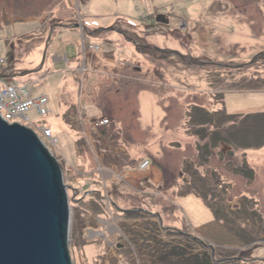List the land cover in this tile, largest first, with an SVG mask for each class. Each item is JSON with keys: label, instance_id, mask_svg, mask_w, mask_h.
<instances>
[{"label": "rangeland", "instance_id": "obj_1", "mask_svg": "<svg viewBox=\"0 0 264 264\" xmlns=\"http://www.w3.org/2000/svg\"><path fill=\"white\" fill-rule=\"evenodd\" d=\"M63 1L0 0V73L43 68L27 87L50 112L27 117L42 140L39 128H52L59 145L44 140L65 159L73 264H217L213 254L264 264V0H73L64 10L87 29L81 51L76 40L48 48L50 34L40 51L38 23L10 21L43 18ZM221 17L228 25L214 33L206 21ZM55 51L67 61L53 65ZM86 60L104 74L90 97L84 80L60 85L61 67ZM54 107L72 112L59 118ZM104 118L110 125L96 128ZM144 159L160 182L135 172ZM134 210L144 213L121 212Z\"/></svg>", "mask_w": 264, "mask_h": 264}, {"label": "water", "instance_id": "obj_2", "mask_svg": "<svg viewBox=\"0 0 264 264\" xmlns=\"http://www.w3.org/2000/svg\"><path fill=\"white\" fill-rule=\"evenodd\" d=\"M157 23L170 22L159 15ZM72 222L69 187L59 159L33 129L9 124L0 115V264H73ZM213 259L220 263L215 254Z\"/></svg>", "mask_w": 264, "mask_h": 264}, {"label": "crops", "instance_id": "obj_3", "mask_svg": "<svg viewBox=\"0 0 264 264\" xmlns=\"http://www.w3.org/2000/svg\"><path fill=\"white\" fill-rule=\"evenodd\" d=\"M66 5L68 7H74L76 5L79 6V2L70 0L69 4H67V2L64 0L62 6H59L60 7L59 10L56 9V10H54L53 13L44 15L43 18H38V19H36V18L25 19L24 18L23 19V18L15 17L13 19H10V21L12 23H18L19 21L29 22V23H38V31L37 32H38V35L40 36V39L43 41L42 43L38 44V50H40V51H42L44 49V47H45L44 41L48 37L49 34H50V38L51 39L48 41V48H50L51 45H53L54 46V50L58 51L59 46L60 45L62 46L61 42H63V44H64V42H66L67 45H69L71 43V41L74 40V42H75V40H76L75 45H78V47H79L78 49L81 51V49L84 47L83 45L85 44L83 36H84L85 31L87 29L85 27H83V26L74 27L75 25L71 24V23L74 22V20L69 15L68 10H64V8H66ZM57 11L59 13H56ZM56 14H59L58 18L56 16ZM48 17H49V19H48ZM217 17H219V15L215 16V18H217ZM222 17L218 20V23L214 22L213 20H210V21L207 20L206 21L210 25L212 24V26H214L213 27V29L215 31L214 33H218L217 32V26L220 27V25L222 24L223 27H221V28H224L225 26L228 25V20L225 19V17L224 18H222ZM54 21H59L60 23L59 24L50 25L51 22H54ZM76 23L77 22H75V24ZM48 28H49V31L47 30ZM46 31L48 32V34H46ZM208 33L212 34L210 32H208ZM74 38H76V39H74ZM135 49H136V47H135ZM47 50H49V49H47ZM59 52H60V50H59ZM56 54L58 56V53L55 51V53H53L51 55L52 58H53L54 55L56 56ZM62 55L63 54H60L59 57H55L53 59L51 58V60H54L53 65H56V64L60 65V64L63 63L64 60L67 61V57L63 58ZM86 62H87V60H86ZM92 62L94 63L95 61L91 60V63ZM114 64L115 63L113 62L112 65H114ZM210 64H212V63H210ZM129 65H131V64H129ZM51 66H52V64H51ZM66 66H67L66 68L61 67V71H60L64 75L63 76L64 78L62 79L61 84H60L61 87L62 86H68L69 89H70V87H71V85L73 83L74 84H78L80 82V79H81V80H84L83 83H87L88 84V92L90 93V94L88 93V95H89V97H90V95L92 96L93 95L92 90H95L96 87L99 85V83L103 79L102 77H103L104 74L101 73V71H102L101 68L98 67V69L96 70V69H94V66L90 65V63H88V62L87 63L83 62L80 66H78L75 62L74 63L67 62ZM81 68L82 69L83 68L86 69L85 72H82L83 74L80 73ZM54 69H56V68H54ZM42 71H43V68L41 70H39V71H30V72H24V73H22L21 71H17L16 70V71H14V73L12 75H7V74H10V73H0V83L1 84H8V82H11V83L13 82V85H16V86H19V87H22V88L25 87V88H27L29 90V87H27L28 84H30V82H34V81H32L34 79L36 81H38V74H40V72H42ZM21 75H23V76H21ZM48 75L50 76V74H48ZM4 76H10L11 79L10 80H4ZM14 76H17V77H14ZM46 78H47V76L44 79H46ZM85 80H87V82ZM139 95H138V97H139ZM29 96L31 98H38V97H32L31 96V92H29ZM44 96H46V95H44ZM87 99H86V104H87V101H88ZM82 101H83V99H82ZM91 103H92V101H91ZM49 105H50V99H49ZM92 106H95V105L92 104ZM88 109H89V107H88ZM96 110L101 111L100 108H97ZM54 111H55V113L58 114L57 117H59V118L60 117L61 118H65V117L68 116V113L72 112L69 109V107H62V108L61 107L60 108H55L54 107ZM81 112H82V110H81ZM88 119H91L92 121H94V120L96 121V119H94V117H92V115H90L87 118V120ZM66 120L68 122V125L70 127H72L73 130H76L77 132H80L81 121L79 120V118L73 117V119H71V120H69V119H66ZM101 120H102L101 122L96 123V125H95L96 128L109 126V125H105L106 122L110 123V121L108 119L104 118V119H101ZM90 124H92V122H90ZM47 128L52 130L51 127H47ZM52 132H53V130H52ZM128 156L131 159V150L128 151ZM57 157H58V155H57ZM58 159L60 160V162L65 160L64 158H62L63 159L62 160L60 157H58ZM144 160L145 161H149L148 159H144ZM65 163L68 164L71 167H73L75 165L70 160H68V161L66 160ZM142 163L143 162H140L139 166ZM139 166L137 168H135V172L138 171ZM130 167H128V169L125 170V173H128V174L124 175V176H127V177H123L124 179H126V178L127 179H132L133 178V176L131 174L132 168H130ZM148 171L152 175V178L155 179L154 180L155 182H160L161 181V178H162L161 172L159 170H156L155 168H153V164H152V166L149 167ZM123 178L122 177H118V180H119L120 183L122 182ZM171 191L176 192V187H174V189L171 190ZM142 213H144V211H142ZM142 213H140V214H142ZM151 216H155V215H151ZM156 216H158L159 219H160V223H161L160 224V229L162 231H165L163 229V227H162L163 224H162V220H161L159 214H156Z\"/></svg>", "mask_w": 264, "mask_h": 264}, {"label": "built area", "instance_id": "obj_4", "mask_svg": "<svg viewBox=\"0 0 264 264\" xmlns=\"http://www.w3.org/2000/svg\"><path fill=\"white\" fill-rule=\"evenodd\" d=\"M89 47L94 52L100 51L99 47L93 45ZM0 64H5V60L0 59ZM32 111H35L39 117L45 118L50 112L49 99L46 96L31 98L29 96V90L25 87L22 88L16 85L0 83V115L6 122L14 124L21 121L19 124L33 129L37 133L34 126H32L30 119L27 117V115ZM39 131L43 136L42 141L52 153L50 146L45 142V140H47V142L53 147H57L59 145V140L54 136L52 130L47 127L39 128ZM53 154L57 157V154ZM150 166V161H144L139 166V170L141 172H145Z\"/></svg>", "mask_w": 264, "mask_h": 264}, {"label": "trees", "instance_id": "obj_5", "mask_svg": "<svg viewBox=\"0 0 264 264\" xmlns=\"http://www.w3.org/2000/svg\"><path fill=\"white\" fill-rule=\"evenodd\" d=\"M8 82V81H7ZM8 84H10V85H13V82L11 83V82H8ZM200 111H202L201 109H199ZM195 111H197V109L195 110ZM203 112V111H202ZM205 113V112H204ZM227 117V122H231L232 120H237V118H235L234 116H226ZM207 121V120H206ZM205 122V121H204ZM105 125H110V123L109 122H106L105 123ZM200 125H204L203 123L202 124H200ZM99 128H103V127H99ZM224 142H226V141H224ZM247 146V145H246ZM186 172V171H185ZM188 192H191V191H188ZM225 218V217H224ZM253 242H255V241H253ZM253 242H251L252 244H253ZM249 244H251L250 242H248ZM197 262V264H202V263H199L198 262V260H196ZM195 263V264H196ZM204 264V263H203ZM205 264H207V263H205ZM210 264H213L212 262H210Z\"/></svg>", "mask_w": 264, "mask_h": 264}]
</instances>
